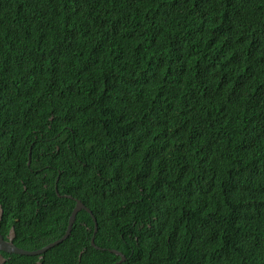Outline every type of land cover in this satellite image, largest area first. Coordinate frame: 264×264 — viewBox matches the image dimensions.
Segmentation results:
<instances>
[{
	"label": "trees",
	"instance_id": "trees-1",
	"mask_svg": "<svg viewBox=\"0 0 264 264\" xmlns=\"http://www.w3.org/2000/svg\"><path fill=\"white\" fill-rule=\"evenodd\" d=\"M216 17L220 60L186 39ZM62 195L103 221L101 249L77 221L50 249L67 264L119 259L110 223L122 264H264L261 0H0V229L65 234Z\"/></svg>",
	"mask_w": 264,
	"mask_h": 264
},
{
	"label": "flooded vegetation",
	"instance_id": "flooded-vegetation-1",
	"mask_svg": "<svg viewBox=\"0 0 264 264\" xmlns=\"http://www.w3.org/2000/svg\"><path fill=\"white\" fill-rule=\"evenodd\" d=\"M44 187L47 188V189H50V190H48L49 192L52 191L51 190L52 187H50L49 185L45 184ZM53 188L56 190V193L58 195H60L59 192H58V187L56 186V184H55V186ZM72 198L74 200H76V202L81 201V200H79L78 198H76L74 196H72ZM13 200H16L17 202H20V188L19 187L16 188L15 192H13L10 195H8L7 198L4 200V202L7 204L8 202H12ZM83 205H84L85 208H83L81 210V212H78V214L82 213V215L80 217H78V219H76V221H77L76 224H77L78 227L80 225V228H85L88 231H90L91 227H93V236L91 238V245H92V241L94 240V242H95V239H96L95 236L97 235V233L99 231L100 224L101 225L103 224L102 223L103 221H101V219L99 220L97 218V216L94 215L93 210L90 207H88L84 203H83ZM54 206H56V205L43 204V207H48V208L54 207ZM43 207L39 208V201L36 200V203H35V214H32V212H31L32 210H31V211H29V216L30 217L36 216L41 211V209ZM4 210H5V207H4V204L2 202V203H0V211H1L0 224H1V221H2V219L4 217ZM84 211H85L86 214L84 213ZM88 216L90 217L91 220H89L87 218ZM16 220L19 221L20 219L16 218ZM61 223L63 224L62 221H61ZM51 224H52V227H54V226H56L58 224V222L55 219V221L52 222ZM110 225L111 226H106L107 231H103V233L100 234L99 238L100 237L104 238V243L109 244L110 251H113V252L115 251L114 254H116V255H118L120 257L119 259H115L113 262L107 263V264H122L124 261H126L125 253L122 250L116 249L115 247L111 246L113 244V241L118 239L119 231L117 230V228L112 223H110ZM16 235H17V233H16V229H15L14 225H12L10 227L9 231H7V232L2 231L0 229V237L3 240H5L6 242H8L9 244H13V245L18 246V247H20L22 249H26V250H29V251H32V252H39V253H36L34 255H30V256H36V258H33L31 260L22 261L21 264H45V261L47 262V264H67V262H63V261L59 260L56 256H52L51 254H49V252H50L51 248H53L56 245L62 243L64 240H67L68 237L71 236L72 234H70L62 242H60V243H58V244H56V245H54L53 247H50V248H46V247L48 245H50V243H53V242L61 239L64 236V234L60 235V233L47 232V233H45L43 235L42 234L39 235L38 237H35L34 235H32V236L29 235V236H27V238H24L23 236H21V237L19 236L17 238ZM16 239H17V243H16ZM87 239L84 238V242ZM50 240H53V241H50ZM70 242H71V239L68 241V244ZM83 252H84V249H81L80 254L82 255ZM120 252H122L124 254L123 257L118 254ZM14 255H21V254H15V253H12V252H6V251L0 250V264H6V263H8L10 261H13L12 258L14 257ZM122 258H125V259L122 261L121 260ZM80 260L81 259L78 258V261H80ZM19 263H20V261H19Z\"/></svg>",
	"mask_w": 264,
	"mask_h": 264
},
{
	"label": "clouds",
	"instance_id": "clouds-1",
	"mask_svg": "<svg viewBox=\"0 0 264 264\" xmlns=\"http://www.w3.org/2000/svg\"><path fill=\"white\" fill-rule=\"evenodd\" d=\"M261 2L262 4H264V0H261ZM105 20H106V17L104 16V14H102V15L90 18L88 20L87 26H91V27H94L100 30H105L104 29ZM67 24L70 25V23H67ZM226 24H227V20L222 22L220 21L218 17H216L215 21H208V22L204 21L201 24L191 27L186 33V39H192V40L197 41L201 52L205 56L211 59H215V60L223 59L226 56V46L222 39V32L225 30ZM186 56L192 58L193 60V64L190 67L189 72L190 71L196 72V68H197L196 56L190 50L187 51ZM42 102H43L42 100L38 99V104L40 106ZM29 156H32L31 150H30ZM62 196L64 197L71 196L72 198V195H62ZM96 246L98 245L96 244ZM85 248L83 249L85 250ZM97 249H101V247ZM81 257L82 255L79 253V258L81 259Z\"/></svg>",
	"mask_w": 264,
	"mask_h": 264
},
{
	"label": "water",
	"instance_id": "water-1",
	"mask_svg": "<svg viewBox=\"0 0 264 264\" xmlns=\"http://www.w3.org/2000/svg\"><path fill=\"white\" fill-rule=\"evenodd\" d=\"M29 164H30V157H29ZM66 197L71 198V196H66ZM83 208H85L83 203L81 201H78L76 203L74 209H73V212L70 215L69 222H68V227H67V230H66V233L64 234V236L61 239H59V240H57V241H55L53 243H50V245H48L46 248L53 247L54 245L62 242L64 239H66L71 234L72 227H73V225H74V223L76 221L77 214ZM0 214H1V211H0ZM92 245L96 246L94 240L92 241ZM96 247L100 248L99 246H96ZM0 250L6 251V252H12V253H15V254H21V255H34L36 253H39V252H32V251H29V250H26V249H22V248H20L18 246H15L13 244H9L5 240H3L1 237H0ZM111 252H113V251H111ZM113 253H115V251ZM118 254L120 256H122V257L124 256V254L122 252H120ZM124 259L125 258H122L121 260L123 261Z\"/></svg>",
	"mask_w": 264,
	"mask_h": 264
}]
</instances>
